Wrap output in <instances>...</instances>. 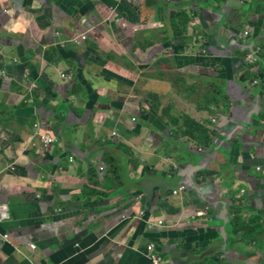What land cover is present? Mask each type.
I'll return each instance as SVG.
<instances>
[{
    "label": "crops",
    "instance_id": "1",
    "mask_svg": "<svg viewBox=\"0 0 264 264\" xmlns=\"http://www.w3.org/2000/svg\"><path fill=\"white\" fill-rule=\"evenodd\" d=\"M150 243L264 264V0H0V264Z\"/></svg>",
    "mask_w": 264,
    "mask_h": 264
},
{
    "label": "built area",
    "instance_id": "2",
    "mask_svg": "<svg viewBox=\"0 0 264 264\" xmlns=\"http://www.w3.org/2000/svg\"><path fill=\"white\" fill-rule=\"evenodd\" d=\"M245 37H249V34L246 33ZM86 36H82L81 40H86ZM260 53H262V49L258 48L253 50V52H251V54L247 57V63H249V65H255L259 60H258V56L260 55ZM63 78H67L66 75H62ZM212 124H216V119L212 121ZM36 128L39 127V125H35ZM41 142L45 145V146H49V145H53L54 143L57 142V139L49 134H41L40 136ZM70 161H74V158L71 157ZM101 170H103V167H100ZM185 191V187L181 186L179 189L177 190H173L174 195H178L179 193ZM208 209V208H207ZM3 217H7L8 214L5 213L2 215ZM160 223H162V221H160ZM6 237V236H5ZM36 245L35 244H31V248L35 249ZM148 250H149V257L151 258V261L153 262V264H163V259L160 256V254L157 252L156 247L154 244L150 243L148 245Z\"/></svg>",
    "mask_w": 264,
    "mask_h": 264
},
{
    "label": "water",
    "instance_id": "3",
    "mask_svg": "<svg viewBox=\"0 0 264 264\" xmlns=\"http://www.w3.org/2000/svg\"><path fill=\"white\" fill-rule=\"evenodd\" d=\"M251 52H253V50L251 51ZM154 180H148V179H144L143 180V188L147 191V192H149V194L151 193V191H153V187L155 186V184H154ZM163 183L164 182H162L161 183V185H163ZM168 184V186H170V184L169 183H167ZM165 185V184H164ZM165 187H167V186H164V188ZM181 187V186H180ZM186 188V187H185Z\"/></svg>",
    "mask_w": 264,
    "mask_h": 264
},
{
    "label": "trees",
    "instance_id": "4",
    "mask_svg": "<svg viewBox=\"0 0 264 264\" xmlns=\"http://www.w3.org/2000/svg\"><path fill=\"white\" fill-rule=\"evenodd\" d=\"M258 60L260 61V56H258Z\"/></svg>",
    "mask_w": 264,
    "mask_h": 264
}]
</instances>
